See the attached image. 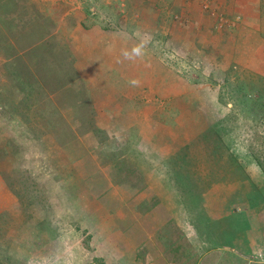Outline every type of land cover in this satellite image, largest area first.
I'll list each match as a JSON object with an SVG mask.
<instances>
[{
    "label": "rangeland",
    "instance_id": "374dc122",
    "mask_svg": "<svg viewBox=\"0 0 264 264\" xmlns=\"http://www.w3.org/2000/svg\"><path fill=\"white\" fill-rule=\"evenodd\" d=\"M262 210L264 0H0V264H264Z\"/></svg>",
    "mask_w": 264,
    "mask_h": 264
},
{
    "label": "crops",
    "instance_id": "0c3cea01",
    "mask_svg": "<svg viewBox=\"0 0 264 264\" xmlns=\"http://www.w3.org/2000/svg\"><path fill=\"white\" fill-rule=\"evenodd\" d=\"M258 213H260V215L258 214V216H260V219L257 216V219L254 222L256 224L257 223L259 224L257 226V229H256L257 231L256 230H252L251 229L252 227H248L247 229L245 228L243 230H240L239 233L236 234L235 232L228 230V229L231 228V225H227V224H230L227 221L226 226H224V227H227L225 229V231L228 234L229 242L230 243L232 242V244H233L232 246H234V248H235V246H238L242 250H244L245 252L250 253V254H254L256 252L257 253H261L262 252V254H264V224H262L260 226V223H259V221L260 222L262 221L261 217L264 218V211L263 210L262 211H258ZM250 224H251V222H250Z\"/></svg>",
    "mask_w": 264,
    "mask_h": 264
},
{
    "label": "clouds",
    "instance_id": "9594fccd",
    "mask_svg": "<svg viewBox=\"0 0 264 264\" xmlns=\"http://www.w3.org/2000/svg\"><path fill=\"white\" fill-rule=\"evenodd\" d=\"M146 54V41L141 40L140 43L134 45L131 50L128 49H122L121 56L125 60H134L136 58H143V56ZM118 62H121L118 60ZM140 80L138 78H133L129 81V84L132 87H138L140 86ZM27 264H49V261L47 258H44L42 260H32L29 259Z\"/></svg>",
    "mask_w": 264,
    "mask_h": 264
},
{
    "label": "trees",
    "instance_id": "16d2710c",
    "mask_svg": "<svg viewBox=\"0 0 264 264\" xmlns=\"http://www.w3.org/2000/svg\"><path fill=\"white\" fill-rule=\"evenodd\" d=\"M45 42H43V45H45V43L47 42L46 40H44ZM6 50H9L8 47L5 46ZM12 57L13 60H16V56L15 55H10ZM21 58V57H20ZM24 70V66L20 67L19 70ZM53 123V126L56 124V122H51V124Z\"/></svg>",
    "mask_w": 264,
    "mask_h": 264
},
{
    "label": "built area",
    "instance_id": "2783aa9c",
    "mask_svg": "<svg viewBox=\"0 0 264 264\" xmlns=\"http://www.w3.org/2000/svg\"><path fill=\"white\" fill-rule=\"evenodd\" d=\"M257 257L261 258V257H263V255H258Z\"/></svg>",
    "mask_w": 264,
    "mask_h": 264
}]
</instances>
